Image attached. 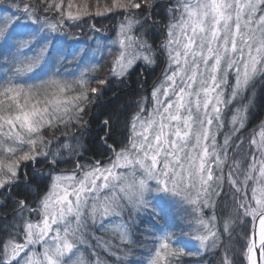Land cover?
Masks as SVG:
<instances>
[{
	"label": "snow or ice",
	"instance_id": "6c2138e0",
	"mask_svg": "<svg viewBox=\"0 0 264 264\" xmlns=\"http://www.w3.org/2000/svg\"><path fill=\"white\" fill-rule=\"evenodd\" d=\"M258 85L264 0H0V264H264Z\"/></svg>",
	"mask_w": 264,
	"mask_h": 264
},
{
	"label": "trees",
	"instance_id": "16d2710c",
	"mask_svg": "<svg viewBox=\"0 0 264 264\" xmlns=\"http://www.w3.org/2000/svg\"><path fill=\"white\" fill-rule=\"evenodd\" d=\"M83 0H74V4L75 3H82ZM162 2L166 3L167 0H162ZM73 11H75V8L73 9ZM159 11V10H158ZM120 19H122V17L120 16H116L114 18V20H110L107 23H105L103 25V27L107 28V29H114L115 24H117V22L120 21ZM77 31L78 34H81V38L84 39V37L86 35H95L94 33H89V30L87 27L84 28L83 32H80L78 29L75 30ZM109 35H111V31L108 33ZM155 42V44H159L160 40H159V31L155 32L151 38H150V42ZM162 68V65L158 66L156 69L154 70H150L147 73L143 72L142 70H137V72H134L132 75V87L131 89L129 88H123V89H117V92L115 94H113L112 91H109L107 96L105 97V103L107 104L108 101H111L112 105H115L117 103H123L124 101H128V102H132L134 99V92L137 91L136 89V81L137 80H142V81H146V89H149L152 86L153 81L157 78V76L159 75V71ZM103 75V73H102ZM102 111V109H98V112ZM250 119V128H257L259 125V122L261 120L264 119V89H262L259 85L257 88V106L255 108H253L252 110V114L249 117ZM97 128L95 126V124L92 125V127L89 130V134H87L85 136V147L89 150V152L93 151L96 148V145L92 143V140L96 134ZM67 167H71V165H68ZM11 215V209L9 208L8 210H3L0 209V225L5 224V221L2 219L3 216ZM148 223V222H147ZM147 223H144L143 228L147 225ZM238 243V242H237ZM237 243L235 244V248L238 250L239 249V245H237ZM239 255V254H238ZM102 258H107V257H102ZM110 259V258H108ZM208 261H212L213 264H218V260L219 257H213V255L209 254L207 257Z\"/></svg>",
	"mask_w": 264,
	"mask_h": 264
},
{
	"label": "rangeland",
	"instance_id": "374dc122",
	"mask_svg": "<svg viewBox=\"0 0 264 264\" xmlns=\"http://www.w3.org/2000/svg\"><path fill=\"white\" fill-rule=\"evenodd\" d=\"M118 23H119V22H117V24H118ZM79 35L81 36V34H79ZM108 35H109V34H108ZM81 39H82V38H81ZM82 40H83V39H82ZM160 73H161V69H160V71H159V73H158L159 75L157 76V78L160 76ZM157 78H156V79H157ZM156 79H155V80H156ZM150 88H151V87H150ZM150 88H149V89H150ZM263 120H264V119H263ZM256 130L258 131L259 128L257 127ZM147 222H148L147 219H145L144 222H143L142 224H139V225H138V226L140 227L141 231H143V229H144V228H143L144 223H147ZM134 235H135V236H138L139 233H135V232H134ZM238 245H239V242L237 243L236 246H238ZM133 251L135 252L136 250L134 249ZM237 251H238V250H237ZM133 258H135V257L133 256ZM110 259H111V258H110ZM238 264H239V255H238Z\"/></svg>",
	"mask_w": 264,
	"mask_h": 264
}]
</instances>
